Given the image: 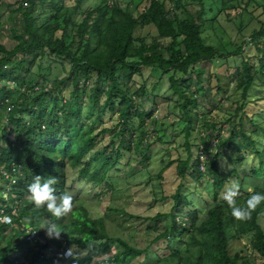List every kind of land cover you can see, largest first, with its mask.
I'll use <instances>...</instances> for the list:
<instances>
[{
	"label": "trees",
	"instance_id": "1",
	"mask_svg": "<svg viewBox=\"0 0 264 264\" xmlns=\"http://www.w3.org/2000/svg\"><path fill=\"white\" fill-rule=\"evenodd\" d=\"M81 1L74 0L71 6L66 0L19 2L15 9L17 29L14 28L11 35L16 44L9 51L0 45V212L11 219L8 225L0 224V264H52L54 257L45 255L49 245L61 252L69 247L82 252V255L75 252L76 264H131L147 256L148 249L110 239L104 220L91 218L82 201L68 194L66 184V169L70 167L78 170V180L86 181V185L95 188L109 185L108 173L118 165L120 151L135 144L131 140L134 129L130 122L136 118L144 123L150 116V113L139 110L128 93L133 78L142 75L141 68L149 70L152 76L169 75V88L177 97L176 107L181 113L182 149L185 153L176 164L182 183L173 196V208L178 212L171 215L172 229L154 239L158 242L172 238L183 242L182 247L166 248L153 264H251L239 254L230 253L231 241L244 235L249 236L252 253L264 261V228L260 224L264 201L256 205L247 218L236 219L227 203L218 198L229 177L238 180L240 195L236 202L240 206L252 192L264 193V190L256 188L245 192L242 179L234 169L229 173L220 171L219 152L207 162L203 174L199 151L195 156L192 151L193 148L199 149V145L192 146L188 141L192 130L191 112L196 107V100L184 88L185 79L205 64L228 69L229 56H223L203 42V0H192L199 6L194 12L188 10L190 3L184 0H149L137 16L129 6L122 7L116 0H100L99 5L79 12ZM257 23L258 29L248 40L256 49L258 69L255 70L250 60L241 62V71L235 76L241 90V104L236 106L234 115L242 113L235 133L242 141H248L251 148H255L256 142L250 136L252 134H246L244 122L247 121L254 131H261V127L253 123L252 117L245 116L246 98L253 91L258 74L264 76V14ZM145 27H152L155 32L149 45L135 36L137 28ZM245 45L241 41L231 56L241 54ZM36 58L48 62L45 65L48 72L51 65L65 62L69 65L67 76L49 84L41 77L37 89L38 82L26 77ZM66 82L71 83L73 91L68 99L62 100L60 87ZM91 83L88 101L91 111L98 115L86 131H81L84 120L81 93ZM139 92L147 93L144 84ZM105 111L117 112L119 131L106 148L91 154L97 136L106 130L95 137L88 135ZM140 133L146 142V136ZM236 134L232 133L216 146L218 151L231 148L235 164L240 165L245 160L242 153L245 146ZM116 139L119 143L114 151ZM151 145L146 144L147 148ZM263 151L264 147L255 151L259 165L252 170L250 177H264ZM97 161L90 172V167ZM203 175L211 178L212 200L206 204L204 212L188 210L183 223L179 210L182 205H187L188 192L182 193L181 190L187 189L185 182L189 179L198 181ZM35 176H40L41 181L54 177L55 194L72 197V208L66 216L57 219L46 208L33 205L28 186ZM50 222L62 231L59 239L47 237L45 230L40 229ZM29 231H35L39 239L44 240L45 247L37 242L38 250L35 251L26 241ZM114 242L119 246L117 252L111 249L110 243ZM19 257L26 261L19 263ZM69 264H74L73 258Z\"/></svg>",
	"mask_w": 264,
	"mask_h": 264
},
{
	"label": "rangeland",
	"instance_id": "2",
	"mask_svg": "<svg viewBox=\"0 0 264 264\" xmlns=\"http://www.w3.org/2000/svg\"><path fill=\"white\" fill-rule=\"evenodd\" d=\"M21 1L23 0H0V45L8 51L16 44L11 35L12 30L17 29L15 9ZM116 1L122 7L129 6L135 16L149 4V0ZM184 1L190 3L188 7L190 12L199 9V6L192 0ZM66 3L71 6L74 0H66ZM99 3L100 0H82L79 12L97 6ZM202 6L204 25L201 36L203 42L217 49L223 56H229L227 57L228 69L225 66L216 67L205 64L185 79L184 88L192 93L196 100V107L191 112L192 130L188 141L192 146L199 145V149L193 148L192 151L194 156L199 151L200 161L203 162L200 170L203 174L207 169V162L219 152L217 162L220 171L229 173L234 169L242 179V188L245 192H252L256 188L264 190V177L259 179L250 177L252 170L257 169L259 165L255 151H260L264 147L263 75L258 74L253 91L246 98L248 105L245 109V116L252 117L253 123L261 127V131H254L247 121L244 122L246 134H252L250 136L256 142L255 148L249 147V142L242 141L235 133L238 118L242 113L237 112L234 115L236 106L241 104V90L237 87L235 80L236 74L241 71L240 63L250 60L255 70L258 69L256 49L248 38L253 31L258 29L257 20L263 18L264 0H203ZM135 36L149 45L155 38V32L152 27L137 28ZM241 41L246 44L241 54L231 56L236 52L237 45ZM33 60L26 77L38 82L37 89L40 88L41 77H44L45 82L49 84L67 76L69 65L65 62L58 61L55 65H51L50 72H48L45 69L47 61H41L39 58ZM141 73V76L133 78L128 93L133 97L139 110L150 113V116L144 123H140L136 118L130 122L134 129L131 140L135 144L120 151L121 158L118 165L108 173L109 185L98 188L86 185V181L78 180V170L70 167L66 169V184L68 194L77 196L82 201L91 218L104 220L110 239L114 241L119 239L133 247L148 249L146 257L137 259L131 264H153L158 254L166 248L181 249L182 247L183 242L172 240V238L158 242H154V239L172 229L171 215L178 212L173 208V196L177 187L182 183L176 172V164L178 159L185 157V153L182 149L184 140L183 123L180 121L181 113L176 107L177 97L169 88V75L152 76L149 70L142 68ZM154 83L157 84L152 89ZM143 84L147 90L146 94L139 92ZM91 87L92 83L81 93L82 117L84 118L81 122V131H86L98 115L96 111H91L88 101ZM72 91L71 83L66 82L62 85L60 87L62 100L68 99ZM102 101L103 98L100 99L101 105ZM118 126L117 112L105 111L101 121L95 124L88 135V137H95L102 130H106V133L97 136L96 146L91 154L101 151L110 144L112 137L119 131ZM140 132L146 136V142ZM232 133L236 134L240 143L245 146L242 149L245 160L240 165L235 164L231 148L227 147L218 151L216 146L226 141ZM159 138H162V141H159ZM147 142L152 144L150 148H147ZM118 143V139L113 142L114 151ZM110 151L111 149L108 150ZM99 161L90 167V172ZM232 182L238 183V180L235 177H229L220 192L219 199H221L225 185ZM185 185L187 189L183 188L181 192H188L186 196L188 203L182 205L179 210L180 221L183 223L186 222L183 216L188 210L204 212L213 194L212 181L207 175H203L198 181L189 179ZM260 224L264 228V209L261 211ZM249 240V236L244 235L231 241L230 253L239 254L251 264H264V261L252 253ZM43 242L44 240H41V246L45 247ZM110 245L113 252L119 250L115 242ZM32 247L35 251L38 250L37 246ZM42 247H39V251H42ZM65 250L61 252L53 245H49L45 249V255L54 257L52 264H69L72 258L64 256ZM72 251L74 254L75 252L79 255L83 254L74 249ZM23 261L26 260L19 257V263Z\"/></svg>",
	"mask_w": 264,
	"mask_h": 264
},
{
	"label": "clouds",
	"instance_id": "3",
	"mask_svg": "<svg viewBox=\"0 0 264 264\" xmlns=\"http://www.w3.org/2000/svg\"><path fill=\"white\" fill-rule=\"evenodd\" d=\"M54 184V177L49 176L41 181L40 176H35L34 181L28 186V193L36 208L44 207L51 216L59 219L66 216L71 211L72 197L67 194L58 197L55 194ZM239 195V185L235 182L225 185L221 193V199L227 203L231 210V215L236 219L247 218L250 211L254 209L256 205L264 201V193L252 192L244 202V205L240 206L236 202V198ZM4 219L7 220V217ZM40 229H44L45 235L53 239H59L62 232L57 230L54 222L47 223ZM64 256L73 258L74 264H76L72 247L65 250Z\"/></svg>",
	"mask_w": 264,
	"mask_h": 264
},
{
	"label": "built area",
	"instance_id": "4",
	"mask_svg": "<svg viewBox=\"0 0 264 264\" xmlns=\"http://www.w3.org/2000/svg\"><path fill=\"white\" fill-rule=\"evenodd\" d=\"M7 217V220H5L4 218ZM11 223V219L10 217L6 216L2 211L0 212V224H10ZM26 241L28 242L29 245L31 246H36L35 244L37 242H41V240L39 239L37 233L35 231H29L27 232V236H26Z\"/></svg>",
	"mask_w": 264,
	"mask_h": 264
}]
</instances>
